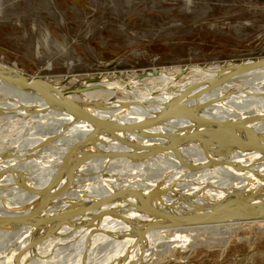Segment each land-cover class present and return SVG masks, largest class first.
Listing matches in <instances>:
<instances>
[{"label": "bare ground", "instance_id": "bare-ground-1", "mask_svg": "<svg viewBox=\"0 0 264 264\" xmlns=\"http://www.w3.org/2000/svg\"><path fill=\"white\" fill-rule=\"evenodd\" d=\"M219 67L191 66L187 80L178 85L213 76ZM181 71L162 70L155 77L151 74L142 79L134 77L128 84L109 80L87 83L84 96L69 94L70 100L77 104L92 100L106 102L104 107L95 109L112 126L105 129L51 110L36 95L0 81L15 101H20L9 104L6 99L4 104L0 100V106L8 107L6 111L12 110V113L16 112L14 109L28 111V117L18 120L14 131L0 135V213L10 216L27 212L39 200L35 191L67 182L70 177L79 184L74 193L76 200L57 204L49 212L57 214L75 207L80 210L79 215H70L69 221H65L68 217L59 220L49 216L40 228L0 229V264H49L54 258L57 259L54 264H147L158 242L167 246L165 250L186 248L192 240L190 237L205 226L146 229L162 219L137 207L135 198L157 188L177 192L167 191L162 202L153 198L150 203L183 216L209 211L232 213L258 202L241 196L237 190L252 189L253 185L264 190V160H257L254 153L240 149L220 126L202 122L182 108L161 131L144 142L147 147L136 157L116 158L108 163L95 160L81 166L66 164L72 160L68 155L73 158L117 148L118 140L130 137L138 121L150 112L141 107L142 103L159 100L161 93L169 92L167 89L157 92L150 87L142 90L139 84L159 79L164 86L173 83ZM255 83L250 89L252 92L264 90V68L232 80L229 86L235 89ZM115 91L130 97L118 96L116 101H111L109 93ZM210 94L206 93L213 95ZM12 96L9 98L13 99ZM130 101L137 103V109L131 108ZM224 104L243 124L249 123L264 133V123L259 119L249 121L248 115L264 110V98L236 94L227 97ZM117 127L123 129L112 131ZM50 128L52 132H47ZM236 163L247 165L248 169L237 170ZM198 164H201L199 169L189 168ZM122 189L129 190L133 197L104 202L94 211L85 209L87 204L107 201ZM233 224L212 226L232 227ZM144 230V236L140 237ZM163 237L166 240L161 241ZM60 253H65L64 258H60Z\"/></svg>", "mask_w": 264, "mask_h": 264}, {"label": "rangeland", "instance_id": "rangeland-1", "mask_svg": "<svg viewBox=\"0 0 264 264\" xmlns=\"http://www.w3.org/2000/svg\"><path fill=\"white\" fill-rule=\"evenodd\" d=\"M258 58H264V0H0V63L67 91L182 69L172 84L157 79L138 87L172 91L193 65ZM7 91L0 85L2 103L20 102ZM109 94L111 101L123 96ZM5 108L1 136L28 117L26 110ZM190 240L186 248L166 250L158 242L147 264H264V221L206 225Z\"/></svg>", "mask_w": 264, "mask_h": 264}, {"label": "water", "instance_id": "water-1", "mask_svg": "<svg viewBox=\"0 0 264 264\" xmlns=\"http://www.w3.org/2000/svg\"><path fill=\"white\" fill-rule=\"evenodd\" d=\"M262 68H264V58L230 63L226 66H220L213 76L194 80L185 86H179L176 90L161 93V99L159 100H146L142 103L141 107L150 109V112L146 114L144 119L138 121L139 123L131 132L130 137L120 138L118 140L117 143L119 146L117 148L103 150L97 153L80 154V156L73 158L68 155L67 158L72 160L66 164L72 163L76 166H81L95 160H104V163H108L110 160L116 158L136 157L138 152L147 147V145H144V142L161 131L165 124L171 120L174 113L181 108L189 110L194 117L202 122L220 126L229 133L231 139L234 140L240 149L248 154L254 153L257 156V160H264V133L254 126L249 125V123L243 124L241 118L231 115L224 106L226 98L236 94L264 98V90L261 89L258 92H252L250 90L256 86V83L246 84L242 88L235 89L229 86L232 80L256 72ZM0 81L36 95L51 110L81 119L89 125L100 129H105L108 126L112 127L107 119L102 118L95 112V109L104 107L106 102L92 100L83 104H77L70 100V92L85 91L88 89L86 86L76 88L72 91L61 90L51 82L43 81L35 77H28L17 68L3 63H0ZM208 92L209 94L213 93V95L210 96V94L207 96L206 93ZM130 102L131 108L137 109V103L134 101ZM248 115H250L249 121L259 119L262 121V124L264 123V110H259L258 112L253 111ZM115 129L122 130L123 128H113L112 131ZM200 167L201 164H198L191 165L189 168L196 170ZM235 167L237 170L248 169L247 165L240 163H236ZM70 179L67 182L54 183V185L35 191L36 195L39 196V200L23 214L9 216L0 213V229L14 231L25 227L40 228L49 216L59 220L68 217L65 221H69L70 215H79L78 211L80 210L76 207L57 214H50L49 212L57 204L76 200L74 193L79 188V184L77 180L71 177ZM246 189L236 190L241 196L257 200L258 202L239 208V210L232 213L209 211L183 216L162 210L150 203L153 198L162 202L163 196H166L167 191L177 192L175 189L171 190L168 188H157L149 194L139 195L135 198V205L143 211L162 219V222L154 221L149 224L146 228L147 230L264 221V190L260 186L255 185H253L252 189ZM126 196L133 197L127 189L118 190L107 201L91 202L87 204L88 206H85V209L94 211L99 209L104 202H112L115 199L125 198ZM145 230L141 232L140 237L144 236Z\"/></svg>", "mask_w": 264, "mask_h": 264}]
</instances>
